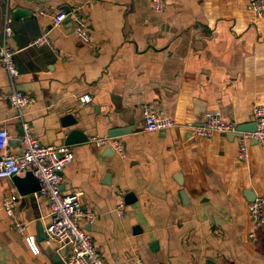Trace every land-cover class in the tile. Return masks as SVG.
<instances>
[{"label":"crops","instance_id":"crops-1","mask_svg":"<svg viewBox=\"0 0 264 264\" xmlns=\"http://www.w3.org/2000/svg\"><path fill=\"white\" fill-rule=\"evenodd\" d=\"M152 1L0 0V47L8 15L16 87L35 96L25 118L44 146L65 145L74 129L88 137L70 146L74 161L63 171L62 191L83 193L94 220L80 225L108 264H264V225L248 239V193L264 198V149L251 142L249 159L239 161L237 137L183 131L204 122L197 103L238 126L255 123L254 108L264 107V16L248 10L252 0H164L161 12ZM74 9L90 24V44L72 22L52 26L51 15ZM45 33L56 52L33 46ZM11 89L0 66V94ZM87 94L93 101L83 104ZM146 105L176 127L145 132ZM15 116L0 99V127L11 137L9 152L19 154ZM68 116L77 125L66 127ZM125 127L131 131L116 137L124 159L91 141ZM130 193L136 200L121 219L119 197ZM15 195L24 234L3 208ZM49 223L44 197L21 195L12 178L0 179V264H52L59 246L39 232Z\"/></svg>","mask_w":264,"mask_h":264},{"label":"built area","instance_id":"built-area-1","mask_svg":"<svg viewBox=\"0 0 264 264\" xmlns=\"http://www.w3.org/2000/svg\"><path fill=\"white\" fill-rule=\"evenodd\" d=\"M164 8V0H153L152 9L161 12ZM248 10L256 17L264 16V0H252ZM70 16L73 25V33L85 43L92 42L89 22L80 14L78 9L69 13L61 12L51 15L53 28H60L66 18ZM12 19L6 17V37L0 47V66L6 71L12 89L0 94V99L6 102L16 113L15 119L22 126V135L19 139L20 153L9 152L11 137L7 130L0 127V179L21 176L28 171L33 172L41 184V190L34 193L36 197H44L49 206L50 223L45 233L49 242H55L59 250H65L66 264H108L100 250L94 245L90 233L80 225L82 218L90 222L94 215L86 211L82 204V192H74L64 195L62 191L63 171L72 165L74 154L68 145L44 146L34 135L30 123L25 118V111L35 102V96L17 89L16 84L20 76L19 67L15 60V52L8 46L7 36L10 32L9 24ZM33 46L36 48L47 47L53 52L56 49L49 34L37 37ZM93 101L91 95L81 97L83 104ZM144 131L155 133L167 131L176 127L175 122L156 113L151 106L144 107ZM254 117L257 129L255 132H239L238 125L227 121L220 111H210L205 114L202 126L196 128V135L209 140L215 133H238L240 137L237 158L239 161H247L250 157L249 145L256 141L264 149V107L254 108ZM97 147H108L121 158H126V148L119 138L95 137L91 140ZM19 196H11L4 201L3 208L11 219L13 227L24 234L25 225L18 219L16 204ZM126 200L122 194L119 197L117 215L125 217ZM251 218V232L248 235L250 241H254L257 231L264 225V198L257 197L249 204ZM27 244L34 255L40 254V249L33 236L26 238ZM69 250V251H68Z\"/></svg>","mask_w":264,"mask_h":264},{"label":"water","instance_id":"water-1","mask_svg":"<svg viewBox=\"0 0 264 264\" xmlns=\"http://www.w3.org/2000/svg\"><path fill=\"white\" fill-rule=\"evenodd\" d=\"M20 13H23V11H18ZM70 11L68 10L66 13H69ZM65 22H71V18L70 16H68L66 18ZM197 114L200 116H205L206 112H207V108L205 107V105L201 104V103H197ZM65 126L67 127H72L77 125V121L76 119H74L72 116H68L65 119ZM203 123H199L197 125H192V126H187L183 128V131L185 132V136L188 135L189 133H192L193 135H196V128L199 126H202ZM257 129V125L256 123H251V124H244V125H239L238 126V131L239 132H255ZM131 131V129L125 127V128H120V129H115L110 136L111 137H121L124 136L126 134H128ZM234 138H238L240 137V134L238 133H230ZM88 141V137L85 135V133L80 130V129H74L72 130L67 139H66V143L65 145L71 146V145H75V144H79L82 142H86ZM254 143H257L256 141H253ZM13 181L15 182L19 192L21 195H30V194H34L38 191L41 190V184L39 183V181L36 179V177L34 176L33 172L28 171L25 173L24 176H14ZM257 198V194L254 191H250L248 193V200L250 202L255 201V199ZM126 203H131V202H135V197L133 194H128L125 197ZM40 234L43 235L46 238V233H45V229L44 227L41 225V228L39 230ZM156 247V244L153 246ZM66 256V251L65 250H61L59 251V253L55 254L52 260V264H66L65 263V258Z\"/></svg>","mask_w":264,"mask_h":264}]
</instances>
